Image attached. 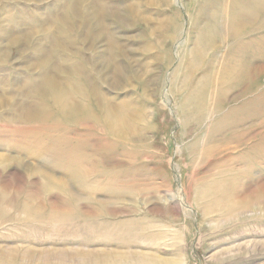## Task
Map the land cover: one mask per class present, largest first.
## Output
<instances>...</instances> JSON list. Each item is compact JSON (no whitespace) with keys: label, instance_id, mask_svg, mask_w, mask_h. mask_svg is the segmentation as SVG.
I'll use <instances>...</instances> for the list:
<instances>
[{"label":"rangeland","instance_id":"obj_1","mask_svg":"<svg viewBox=\"0 0 264 264\" xmlns=\"http://www.w3.org/2000/svg\"><path fill=\"white\" fill-rule=\"evenodd\" d=\"M260 186L264 0H0V264H264Z\"/></svg>","mask_w":264,"mask_h":264},{"label":"bare ground","instance_id":"obj_2","mask_svg":"<svg viewBox=\"0 0 264 264\" xmlns=\"http://www.w3.org/2000/svg\"><path fill=\"white\" fill-rule=\"evenodd\" d=\"M166 3H167V1H166ZM90 4H92V3H90ZM170 5V4H169ZM222 9V8H221ZM224 9V12L226 11V10H228V9H226L225 10V8H223ZM222 9V10H223ZM125 12V11H124ZM227 12V11H226ZM126 13V12H125ZM103 14V13H102ZM97 15V14H96ZM103 16V15H102ZM227 16V15H226ZM221 17V16H220ZM223 20V19H222ZM221 20V21H222ZM225 20V19H224ZM228 21V20H227ZM230 21V20H229ZM220 22V21H219ZM221 23V22H220ZM223 23V22H222ZM243 23V22H242ZM223 24H225V22L223 23ZM236 24V23H235ZM226 25V24H225ZM241 25H243V24H241ZM104 26V25H103ZM224 26V25H223ZM228 26V25H227ZM246 26V25H245ZM226 26H224V28H225ZM223 29V28H222ZM98 30V29H97ZM240 30H242V29H240ZM243 31V30H242ZM228 32H229V30H228ZM218 33V32H217ZM228 34V33H227ZM216 35V34H215ZM218 35V34H217ZM216 35V36H217ZM240 35V34H239ZM238 35V36H239ZM225 36V35H224ZM218 37V36H217ZM240 37H243V35H240ZM210 38H212V37H210ZM221 39V38H220ZM223 39V38H222ZM241 39V38H240ZM218 40H219V38H218ZM209 42V41H208ZM211 42V41H210ZM224 42V41H223ZM216 43V42H215ZM214 43V44H215ZM216 45V44H215ZM221 45V44H220ZM219 45V46H220ZM114 46H115V44H114ZM207 46H208V44H207ZM209 48V47H208ZM113 49V48H112ZM204 49H205V47H204ZM202 50V51H201ZM200 51L202 52V54H201V56H202V59H201V61H203V58H206V57H203L204 56V54L203 53H205V52H203V49H201ZM208 50H210V51H212L211 49H208ZM207 50V51H208ZM209 52V51H208ZM113 53V52H112ZM216 53V52H215ZM205 55H207V53H205ZM200 56V57H201ZM150 57V56H149ZM159 58V57H158ZM163 58V57H162ZM169 58V57H168ZM208 60V59H207ZM246 60V59H245ZM157 61V60H156ZM168 62V61H167ZM209 62V61H208ZM207 62V63H208ZM235 63H233L232 64V67H231V65L230 66H227V67H224V69H225V72H226V74H224V82H226L227 83V85H225V87H223V88H221L220 90L219 89H217L216 90V88H215V86L213 87V86H207V85H200V94L199 93H197V99L198 98H200V99H203L205 96L207 97H209V101H207V102H202V103H200V104H198L197 106H196V109L194 110L193 109V111L190 113L192 116L191 117H194V116H196V117H194V120H195V122L197 123V122H200V120L204 117V118H206V117H211L212 115H214V114H216V113H218L219 111H221V106H222V103H223V101H224V98H218V93L221 91V93L223 92V91H225V90H227V91H229V93L232 91L231 89H233L238 83H240V82H243V80L246 78V74H247V72H246V68L244 67V62L242 63V59H238V60H235L234 61ZM203 63V62H202ZM201 63V64H202ZM205 63H206V60H205ZM211 63V62H210ZM210 63H209V65H210ZM108 65H110L109 64V62H108ZM203 65H205V64H202L201 66H203ZM208 65V64H207ZM208 65V66H209ZM212 65V64H211ZM250 65V64H249ZM148 68V67H147ZM213 71V70H212ZM213 74H215L214 72H212ZM250 73V72H249ZM250 75V74H249ZM222 77H223V74H222ZM218 78V77H217ZM215 79H216V77H215ZM222 79V78H221ZM188 80H190V79H188ZM189 82V81H188ZM242 84V83H241ZM245 84V83H244ZM243 84V85H244ZM214 85V84H213ZM185 86V85H184ZM245 87V86H244ZM186 88V87H185ZM239 88V87H238ZM242 88V87H241ZM243 90V92H245L246 91V88H243L242 89ZM237 92H238V90H237ZM241 93V92H240ZM189 94V93H188ZM227 94V93H226ZM221 95V94H220ZM228 95V94H227ZM192 96V95H191ZM185 97V96H184ZM193 97V96H192ZM223 97H224V95H223ZM227 97V96H226ZM195 98V99H196ZM246 98H247V96H246ZM192 99H194V98H192ZM206 99V98H205ZM227 99V98H226ZM244 99H242V101H243ZM255 101V103H256V101L257 100H254ZM245 102V101H244ZM244 102H242V103H244ZM249 102V101H248ZM185 103V102H184ZM191 103V102H190ZM194 103H197V102H194ZM225 103V102H224ZM252 103H254V102H252ZM226 104V103H225ZM248 104V103H247ZM242 107H240L241 109H238V110H236V111H234V112H231V114L230 113H228V115H225L224 116V118H222V119H224V122H225V124H227V125H232V124H236L237 126L239 125V127L241 126L242 127V125L244 124V119H245V116L247 115H245V113L247 112H245V109H246V105H241ZM248 106V105H247ZM220 107V108H219ZM224 107H225V105H224ZM248 110V109H247ZM190 111V110H189ZM181 113H183V112H181ZM185 113V112H184ZM187 116H189V115H187ZM185 116H183V118H184ZM247 117V116H246ZM220 118V117H219ZM214 120H216V119H214ZM221 122V121H220ZM183 123V122H182ZM193 127V126H192ZM227 127V126H226ZM231 127V126H230ZM234 128V127H233ZM232 129V128H231ZM211 130V129H210ZM213 130V129H212ZM226 130H228V128L226 129ZM230 130V129H229ZM187 131H188V129H187ZM208 131V130H207ZM246 135V131L245 130H241L240 131V133H239V135H238V137H237V142H236V144L238 143V145H237V149L238 148H241V147H246V139H245V136ZM235 144V143H234ZM233 147H227V149H229V150H231ZM244 150V149H243ZM226 150H224V152H225ZM228 151V150H227ZM227 153V152H226ZM243 153V151H241V154ZM230 159V158H229ZM222 161V160H221ZM242 169H243V172L246 170V168H245V166H242ZM242 173V172H241ZM246 173V172H245ZM230 186V185H229ZM230 187H232V186H230ZM230 187H228L227 185L226 186H223V187H221V190H217L219 193H223V192H225V191H228L229 189H230ZM262 189H264V186H260ZM214 190V189H213ZM215 191V190H214ZM216 191V192H217ZM230 192H231V190H229ZM216 192H214L215 194H216ZM214 194V195H215ZM207 195V194H206ZM218 195V194H217ZM210 196V195H209ZM221 196H222V194H221ZM229 196V195H228ZM264 196V195H263ZM263 196H257L256 197V195H255V197H243L240 201H236V199L233 201V199H231L230 198V200H232L230 203H226L225 204V207L222 209V212H226V213H229V214H231V215H237V214H239L240 213V211H244V210H249V209H256L257 207H260V203L261 202H264L263 200H264V197ZM207 197V196H206ZM219 197V196H218ZM222 197H224L225 198V196H222ZM220 198L221 197H219V200H220ZM227 198V197H226ZM236 198V197H235ZM217 201H218V199H216ZM229 200V199H228ZM227 201V200H226ZM225 201V202H226ZM211 202H213V201H211ZM216 202V201H215ZM222 202V201H221ZM209 205H207V206H205V207H208ZM215 206V205H214ZM221 211V210H220ZM259 211V210H258ZM260 214V213H259ZM261 214H263V213H261Z\"/></svg>","mask_w":264,"mask_h":264}]
</instances>
